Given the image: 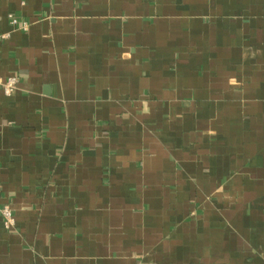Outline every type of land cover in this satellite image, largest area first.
Segmentation results:
<instances>
[{"label": "crops", "instance_id": "1", "mask_svg": "<svg viewBox=\"0 0 264 264\" xmlns=\"http://www.w3.org/2000/svg\"><path fill=\"white\" fill-rule=\"evenodd\" d=\"M0 76V264H264V0H0Z\"/></svg>", "mask_w": 264, "mask_h": 264}, {"label": "built area", "instance_id": "2", "mask_svg": "<svg viewBox=\"0 0 264 264\" xmlns=\"http://www.w3.org/2000/svg\"><path fill=\"white\" fill-rule=\"evenodd\" d=\"M10 18L13 24L18 22L17 18L13 15H10ZM23 26L26 27V23H24ZM17 86L18 78L16 76H10L5 79L0 76V95H12L16 91ZM2 215L4 217V224L6 225V227H9L14 224V215L9 207H4L2 209Z\"/></svg>", "mask_w": 264, "mask_h": 264}]
</instances>
